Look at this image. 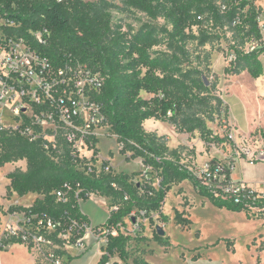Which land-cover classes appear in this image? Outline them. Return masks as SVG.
Masks as SVG:
<instances>
[{
	"label": "trees",
	"instance_id": "1",
	"mask_svg": "<svg viewBox=\"0 0 264 264\" xmlns=\"http://www.w3.org/2000/svg\"><path fill=\"white\" fill-rule=\"evenodd\" d=\"M120 2L122 8L138 10L151 20L165 21L170 27L168 35L177 43L180 52L189 40L194 39L190 35L193 28L198 31L201 45L208 42L213 30L230 32L228 51L233 59L224 74L237 76L246 71L253 79L262 76L259 56L264 49L257 25L262 10L255 6L256 0ZM122 8L106 0H0V19L14 24L5 31L22 38L54 68L79 62L100 73L103 84L93 100L100 105L104 118L102 125L108 135L116 139L119 154L127 155L129 160L139 159L146 169L143 175L115 173L107 162H102L97 169L95 163L99 151L96 138L90 139L93 154L87 161L72 154L70 145L60 133L52 144L44 136L53 133L46 131L43 135L39 126L33 130L42 135L34 141L0 126V168L20 161L26 163L24 171L16 168L6 175L9 185L4 198L9 200L12 194L19 198L36 195L29 208L9 207L4 211L0 205V226L1 216L7 214L49 218L61 225L52 234L56 237L75 224L68 241L57 240L60 248L76 245L84 237L83 226H86L104 241L102 255L96 264H117V261L150 264L142 257L144 251L135 248L131 252V245L148 241L141 236L146 229L141 221H146L150 227L154 225V216H158L162 224L168 222L162 208L175 185L189 182L195 193L213 207L250 215L241 205L215 197L204 187L198 171L182 163L181 153L168 148L165 136L144 130L146 121L155 120L170 124L178 134L198 132L205 145L228 143L234 147L226 137L213 136L206 125V121L213 122L215 116L221 114L222 102L211 97V87L206 85L200 71L182 72L177 54L169 58L154 55L151 51L161 44V40L153 29L143 28L135 34L123 31V26L114 23L112 16L113 10ZM35 33H42L44 44L35 41ZM253 40L259 42L260 48L246 52V45ZM211 101L216 102L214 107L209 105ZM34 110L40 114L45 106H35ZM28 121L24 118L25 125ZM52 145L56 148L53 149ZM89 163L91 166L87 165ZM208 165L210 169L222 166L224 184L231 182V169L223 162L211 160ZM139 176L142 178L136 179ZM57 193H64V199H59ZM92 195L108 200L109 215L97 227H91L80 208ZM256 219L263 220L262 217ZM173 221L181 228L192 225L191 220L178 211L174 213ZM151 241L165 250L171 247L169 237L158 236L156 229ZM5 244L22 243L11 241ZM3 250L0 247V251ZM57 254L64 258L63 264L72 260L62 249Z\"/></svg>",
	"mask_w": 264,
	"mask_h": 264
},
{
	"label": "built area",
	"instance_id": "2",
	"mask_svg": "<svg viewBox=\"0 0 264 264\" xmlns=\"http://www.w3.org/2000/svg\"><path fill=\"white\" fill-rule=\"evenodd\" d=\"M257 25L260 32L264 31L263 10L257 17ZM11 27H14L13 23L8 24L0 19V113L4 110L8 119V123L4 125L0 120V126L12 133H19L30 141L42 135L35 134L33 130V127L39 126L43 135L46 131L53 133L44 136L52 144L55 136L60 133L70 145L73 155L80 160L85 158L90 161L93 154L90 139L96 138L98 141L100 131L104 128L100 105L93 100V96L102 87V76L79 62L65 63L62 67L54 68L22 38L11 36L5 31ZM33 37L38 44L45 43L42 33H35ZM259 48V42L253 40L246 45L245 50L253 52ZM232 59L233 55H230V61ZM221 102L226 110L225 102L222 99ZM35 106H45V110L36 114ZM168 116L171 114L168 113ZM24 118L29 120L27 125ZM220 125L222 131L226 132L225 137L233 143V133L226 114H222ZM105 135L110 137L107 129ZM52 146L53 149L56 148ZM240 151L235 146L232 148L228 162L224 163L227 168L232 169V162L241 156ZM89 154L91 157L88 159L85 155ZM246 156L251 162H264V147L252 153L248 151ZM87 165L91 166V163ZM222 171L220 165L210 169L207 164L203 170L198 171V176L202 178V185L215 197L228 199L241 205L250 216L264 219V191H253L241 183L224 184ZM64 196V193H57L59 199H64ZM60 227V223L49 218L7 214L0 226V247L6 249L9 244L5 243L20 241L29 250L35 264H63L64 258L57 254L62 249L57 240L68 241L76 225L73 224L53 237L52 234ZM83 229L85 235L92 233L91 228L83 226ZM83 238L74 247H81Z\"/></svg>",
	"mask_w": 264,
	"mask_h": 264
},
{
	"label": "rangeland",
	"instance_id": "3",
	"mask_svg": "<svg viewBox=\"0 0 264 264\" xmlns=\"http://www.w3.org/2000/svg\"><path fill=\"white\" fill-rule=\"evenodd\" d=\"M85 1L96 2L99 0ZM106 1L116 7H123L120 0ZM112 16L113 22L120 23L125 32L135 34L143 28L153 29L161 40V44L151 51L154 55L169 58L172 54H177L180 59L182 72H188L193 69L200 71L201 77L211 87V97L221 100L220 96H224V86L231 77L224 74V70L230 62V55H232L228 51L231 38L230 32L213 30L208 42L201 45L198 31L193 28L190 35L194 39L189 40L184 50L180 52L177 49V43L172 41L168 35L170 27L162 19L151 20L145 14L132 8L113 10ZM192 77L195 76L192 75ZM241 82L248 84L243 79ZM142 96L147 98L144 94ZM215 104V101H211L209 105L214 107ZM220 108L221 114L219 116L216 115L213 122L206 121V125L212 131L213 136L225 137L226 132H223L220 127V119L222 114H226V110L223 109L222 105ZM233 113L236 114V110ZM0 120L3 125L8 123L4 110L0 113ZM143 127L146 132L167 137L168 147L177 149L181 153L182 163L188 165L194 171L203 170L211 161V158L223 162L231 156L232 150L228 147V143H226L227 146L205 145L200 140L198 132H194L192 135L178 134L170 124L155 120L146 121ZM105 131V128L101 129L100 138L98 139L97 149L99 155L95 163L97 169L100 168L102 162H107L115 173H142L143 175L146 169L143 168L141 162L139 160H129L127 155H120L116 139L107 137ZM247 148L248 145L244 143L240 149L244 152ZM227 149H229V152H227ZM241 151L240 155L244 156ZM85 156L88 159L91 157L90 154ZM141 178L142 176H139L136 179L140 180ZM4 180H6V176H3L0 170V194L6 190ZM27 202H22V204H27ZM91 203L96 204V202ZM87 208L86 204L82 207L85 211ZM176 211L183 213L185 218H189L192 225L188 228L176 226L173 221ZM226 213L229 212L226 210L222 212V210L213 207L206 199L198 196L189 182L173 186L162 208V214L168 218V222L162 224L158 220V216H154V225L150 227L146 221H141L145 224L146 236L151 237L155 227L159 226L165 231V235L169 237L171 243V247L165 250L166 252L163 251L162 247L155 245V253L152 257H149L150 262L152 264H190L186 258L189 259L194 255H201L202 258L198 264H255L254 257L242 251L241 247L248 237L258 236L263 233L264 219L260 220L253 216H246L247 220L246 218L230 216ZM231 237L236 238L237 255L223 251L220 246L209 248L208 250L202 248L200 252H197V247L211 245L218 238L231 239ZM259 241V238H255V245ZM134 250L135 246L133 243L130 251L133 252ZM181 255H183L184 259H180ZM22 261L21 264H30L29 260H25L26 263L24 261L22 263ZM1 264L17 263H12L11 260H3Z\"/></svg>",
	"mask_w": 264,
	"mask_h": 264
},
{
	"label": "crops",
	"instance_id": "4",
	"mask_svg": "<svg viewBox=\"0 0 264 264\" xmlns=\"http://www.w3.org/2000/svg\"><path fill=\"white\" fill-rule=\"evenodd\" d=\"M255 6L264 11V0H256ZM261 46L264 49V31L261 32ZM259 61L262 66V76L257 79H253L246 71L237 76H231L229 80L226 81L224 86V96H220V98L226 104V117L233 133L234 146L240 150L242 144L246 143L248 145V148L245 149L243 153L244 156H239L232 162L230 181L232 183L244 184L253 191L263 192L264 162H251L246 156L248 151L252 153L261 147H264V51L259 56ZM242 79L248 82V84H243L241 82ZM234 110H236V114L233 113ZM222 145L227 146V144ZM228 147L232 150L230 144ZM169 149L175 150L173 148ZM227 152H229V149H227ZM211 160L216 159L211 158ZM228 160L229 157L225 159L223 163L228 162ZM25 167V161H20L14 164H6L3 168H0V170L3 173V176H6L16 168H20L24 171ZM4 182L6 183V186L9 185V181L7 179L4 180ZM5 194L6 190L0 194V205H2L4 211H6L9 207L29 208L36 199V195L34 194H29L23 198H19L15 194H12L9 200H6L4 199ZM96 197L97 196L92 195L88 201L80 206L81 212L88 218L91 227L102 225L109 215L108 200L106 198ZM25 201H28L27 204H22V202ZM91 202H96V204H92ZM85 204L88 206L86 211L82 209ZM224 211L225 210L223 209L222 212ZM226 214L246 218V215L243 212H229ZM1 222H4V216H1ZM145 231L141 236L145 237L148 241L140 244L134 243V246L136 249L144 251L142 257L148 263L152 264L149 257L154 255V246L157 244L151 241L152 235L151 237L145 235ZM255 238H259L260 240L257 245L253 242ZM103 246L104 241L100 236L93 233H87L82 240L81 247L65 246L62 250L72 258L68 264H96L102 255ZM218 246H220L222 250L227 253L237 255L238 250L236 247L235 237H231V239L218 238L213 241L211 245L197 247V252H200L202 248L208 250L209 248H215ZM162 249L166 252L164 248ZM241 250L254 257L255 264H264V230L263 233L258 236L248 237L242 244ZM194 256L198 257L197 260L192 259ZM194 256L189 259L186 258V260H188L190 264H198L202 257L201 255ZM180 259H184V257ZM3 260H11L12 263L17 264H21L22 260L24 262L25 260H29L30 264H35L32 255L28 252L26 247L20 244L8 245L6 249L0 252V264ZM23 261L22 263H24ZM117 264L123 263L117 261Z\"/></svg>",
	"mask_w": 264,
	"mask_h": 264
},
{
	"label": "water",
	"instance_id": "5",
	"mask_svg": "<svg viewBox=\"0 0 264 264\" xmlns=\"http://www.w3.org/2000/svg\"><path fill=\"white\" fill-rule=\"evenodd\" d=\"M206 85H208V83H206ZM155 229L158 236L163 237L165 235V231L161 227L157 226Z\"/></svg>",
	"mask_w": 264,
	"mask_h": 264
}]
</instances>
